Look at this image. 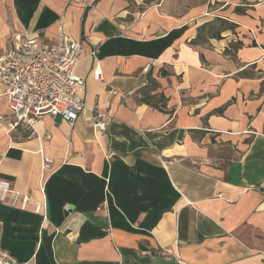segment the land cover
I'll list each match as a JSON object with an SVG mask.
<instances>
[{
    "label": "crops",
    "instance_id": "0c3cea01",
    "mask_svg": "<svg viewBox=\"0 0 264 264\" xmlns=\"http://www.w3.org/2000/svg\"><path fill=\"white\" fill-rule=\"evenodd\" d=\"M58 23L82 43L87 108L8 132L0 82V180L28 196L0 199V255L264 264V0H0V53Z\"/></svg>",
    "mask_w": 264,
    "mask_h": 264
},
{
    "label": "built area",
    "instance_id": "2783aa9c",
    "mask_svg": "<svg viewBox=\"0 0 264 264\" xmlns=\"http://www.w3.org/2000/svg\"><path fill=\"white\" fill-rule=\"evenodd\" d=\"M87 4L88 0H71ZM83 53L80 40L65 32L57 24V36L53 43L37 37H21L13 34L9 48L0 53V82L5 86L9 114L4 116L8 132L22 129L32 137L35 124L44 114L60 115L73 125L79 114L87 108L84 92L85 79L75 73V66ZM100 70L94 69L95 78ZM92 125L104 133L109 117L95 104ZM43 157V164L48 163ZM12 193L11 205L21 201L25 204L28 196L10 190L9 183L0 180V199ZM0 264H15L8 256L0 255Z\"/></svg>",
    "mask_w": 264,
    "mask_h": 264
}]
</instances>
